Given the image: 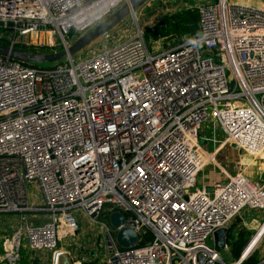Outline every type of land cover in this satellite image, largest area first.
Instances as JSON below:
<instances>
[{"label": "built area", "instance_id": "built-area-1", "mask_svg": "<svg viewBox=\"0 0 264 264\" xmlns=\"http://www.w3.org/2000/svg\"><path fill=\"white\" fill-rule=\"evenodd\" d=\"M129 1L0 0V44L34 52L59 38L64 49ZM196 10L200 35L154 55L136 36L51 67L0 56V214L35 217L14 227L0 264H23L25 248L46 264H89L72 249L83 222L99 226L98 264H226L215 233L229 230L230 253L237 219L264 210V183L240 163L228 182L198 187L211 159L201 130L212 123L221 147L264 156V9ZM31 187L43 197L35 208ZM123 229L138 235L134 248L118 244Z\"/></svg>", "mask_w": 264, "mask_h": 264}, {"label": "rangeland", "instance_id": "rangeland-1", "mask_svg": "<svg viewBox=\"0 0 264 264\" xmlns=\"http://www.w3.org/2000/svg\"><path fill=\"white\" fill-rule=\"evenodd\" d=\"M216 1L217 0H147L139 9L135 10L133 13H130L123 22L110 31L108 38H106L105 35L102 36L82 50V52L78 53L76 57L82 58L88 54L99 52L109 47L110 44H119L132 37L143 36L148 30L154 31L162 24H165L169 17L175 15L176 13L197 9L207 2L213 3ZM230 2L254 5L264 9L263 0H230ZM45 43V45H41L42 43H39L40 45L37 47H32L31 49L34 52L42 53L37 49L47 48L49 49L48 54L62 50L61 40L59 38L53 39L50 42L45 41ZM146 43L153 55L155 54V49L159 51H166L176 45H171V43L165 45L164 38H161L159 41L148 40ZM52 65L54 64H41L39 66L51 67ZM201 135L209 141L207 144L205 141L202 143L207 152L211 154V159L202 174H200L198 177V187L206 186L207 182L212 181L215 178L220 182L226 183L229 181V176H233L234 174L240 172V163L243 165L251 164L254 159L252 156H249L244 152L241 153L239 149L234 148L231 144L221 147L223 145L222 143L226 140V135L218 128L215 129L212 123H208L202 127ZM260 159L261 158H257V161ZM246 174L253 175L254 177L256 174H258V172L257 169H250L248 172H246ZM29 198L30 204L33 208L42 205L43 197L35 187H31L29 189ZM24 216L27 218L31 216L30 219H33L34 214L27 212L23 213V215L21 213L0 214V254L3 252L6 240L14 233V227L20 223ZM39 217L42 219L46 218L45 216ZM43 222L44 221H40L36 223L40 224ZM240 226H244V228L248 230L250 242L252 236H254L256 232L264 231V210L251 212L247 217L243 215V219H237L233 225L236 232L240 230ZM244 251L242 252L241 257L245 255ZM220 254L222 255V258L226 264L235 263L239 260L233 257L232 252L226 253L225 251H222ZM22 255L25 257V259L33 256V254L28 251L27 248L22 251ZM252 255H256L259 263L264 262V235L259 243L258 248H256L250 257ZM246 260H244V262Z\"/></svg>", "mask_w": 264, "mask_h": 264}, {"label": "water", "instance_id": "water-1", "mask_svg": "<svg viewBox=\"0 0 264 264\" xmlns=\"http://www.w3.org/2000/svg\"><path fill=\"white\" fill-rule=\"evenodd\" d=\"M146 1L147 0H130L127 4L118 9L113 15H111L101 24L80 37L71 46L64 48L58 52L49 54L34 53L26 50L11 49L0 44V56L8 57L15 61L32 65L55 64L58 62H62L63 60L82 52V50H84L94 41L112 31L125 20V18L131 13V11L134 12L135 10L139 9ZM232 146L238 149V146L236 144H232ZM110 223L115 229L119 228L120 226L125 224V217L120 212L113 213L110 217ZM228 234L229 230L227 229H221L215 233V249L218 253H221L224 250ZM117 241L121 248L131 249L136 246L138 235L133 230L123 229L117 234ZM259 243L260 242H257V244H255L249 255L246 256L245 254L244 256H242L238 260V264H242L244 260L250 257V255L254 253L256 248H258ZM60 263L71 264L69 258L65 256L60 258Z\"/></svg>", "mask_w": 264, "mask_h": 264}, {"label": "trees", "instance_id": "trees-1", "mask_svg": "<svg viewBox=\"0 0 264 264\" xmlns=\"http://www.w3.org/2000/svg\"><path fill=\"white\" fill-rule=\"evenodd\" d=\"M200 33L201 30L199 26L198 12L196 9H191L170 16L165 24H162L154 31L148 30L143 36L145 41H159L161 38H164L165 45H168V43L174 45L177 44V40L179 38L185 36H196L200 35ZM37 50L46 54L49 52V49L47 48ZM240 227V230L237 232L235 231V227H233L232 233L235 232V235H231V252L233 257L236 259H240L242 252L249 243L248 230L244 228V226ZM153 238V234L148 232L145 235L144 241L141 245L152 241ZM242 264H259V261L256 255H252Z\"/></svg>", "mask_w": 264, "mask_h": 264}, {"label": "crops", "instance_id": "crops-1", "mask_svg": "<svg viewBox=\"0 0 264 264\" xmlns=\"http://www.w3.org/2000/svg\"><path fill=\"white\" fill-rule=\"evenodd\" d=\"M213 127H215V126L213 125ZM259 158H261L259 161H257V158H256V159H253L251 164H245L244 165L245 166L244 174L252 182L264 183V156L259 157ZM250 169H255V170L257 169L258 174H256V176H254V177H253V175L246 174V172H248V170H250ZM210 182L211 181L207 182L206 187L209 185ZM202 187H204V186H202ZM97 230H99L98 225H90L88 222L87 223L83 222L80 233H79L77 239H75L76 244L78 246L75 245L72 248L75 251L79 250V251H84L85 253H90L91 260H90L89 264H98L96 262V260L93 258L94 253H95V247H96L94 240L96 239V231ZM263 235H264V231L256 233L254 240L248 244V246L246 247V249L244 251L246 256L250 254V252L252 251L255 244H257V242L261 241V239L263 238ZM75 240H74V244H75ZM46 263H47L46 260L44 258H42V256L37 258L35 255L24 260V264H46Z\"/></svg>", "mask_w": 264, "mask_h": 264}, {"label": "bare ground", "instance_id": "bare-ground-1", "mask_svg": "<svg viewBox=\"0 0 264 264\" xmlns=\"http://www.w3.org/2000/svg\"><path fill=\"white\" fill-rule=\"evenodd\" d=\"M131 13H133L132 11H131ZM239 151H241V150H239ZM242 152V151H241Z\"/></svg>", "mask_w": 264, "mask_h": 264}]
</instances>
